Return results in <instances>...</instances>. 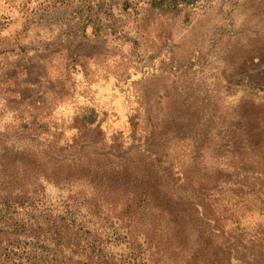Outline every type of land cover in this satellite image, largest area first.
Segmentation results:
<instances>
[{"label":"rangeland","instance_id":"obj_1","mask_svg":"<svg viewBox=\"0 0 264 264\" xmlns=\"http://www.w3.org/2000/svg\"><path fill=\"white\" fill-rule=\"evenodd\" d=\"M175 2L0 0V264H264V0Z\"/></svg>","mask_w":264,"mask_h":264},{"label":"trees","instance_id":"obj_2","mask_svg":"<svg viewBox=\"0 0 264 264\" xmlns=\"http://www.w3.org/2000/svg\"><path fill=\"white\" fill-rule=\"evenodd\" d=\"M176 0H172V3L174 4H178L179 2H175ZM181 4H185V5H190L192 3L195 2H199L201 0H181ZM175 7V6H174ZM257 114H253L251 113V115H249L250 117H254L253 121L254 124L252 126H250V128H245L242 132H240L239 135H248L250 133L251 134H256L258 136L261 137V142L260 145H262L263 142V137H264V117H261L259 111H253ZM248 116V117H249ZM93 122V121H91ZM94 123V122H93ZM90 125V126H89ZM88 126H86V130H89L93 132L92 128V124L90 123ZM78 133L80 134V130H78ZM104 156L106 157H113V154H108L105 153ZM112 165V164H111ZM121 167H118V165H112L110 168H101V171H97L95 173L96 175H101L102 177H105V180L112 178L113 176L118 174V169H123L126 166L129 165H124L120 164ZM129 168H131V166H129ZM44 176L43 179H46V174L45 172H41ZM38 176L41 175L39 173V171H37ZM55 175V174H54ZM72 175H68V176H64L63 178H61V176H56L57 179H60V181H63L64 178L69 179ZM104 180V181H105ZM114 178H112V180H107L105 183L110 184L111 181H113ZM69 181V180H68ZM124 186V185H123ZM160 192H157L154 190V192H150L149 189H146V187H143L140 185V183H137L135 185L134 188H130V190L128 192H125V196L126 199L128 200V211L130 209H134V210H139L142 209L143 212H149L152 216H158L161 215L163 218L168 217L169 220L172 219V221H176L177 219L182 218L184 215H186V210L183 204H177V200H175L174 196H172L170 194V192H168L166 190V192H164V190L159 189ZM156 195V197H155ZM188 205H192V204H188ZM187 205V206H188ZM188 210V209H187ZM164 212V214H163ZM191 216L189 218H196L197 221H195L194 223L198 224L200 227H203L201 224V220L198 218V214H197V208H192V210H189ZM145 214V213H144ZM178 216L180 218H178ZM174 225V224H173ZM176 225V224H175ZM172 226V225H171ZM179 227V226H178ZM180 230L182 229L181 227H179ZM171 232H174L175 229H169ZM207 233V229L206 231H204V233ZM215 231H211L210 232V236L215 237L214 235ZM209 233V231H208ZM228 239H226V241L224 243L221 244H216L214 246V248L212 250H208L206 252H208V256L206 258V253L204 252L208 247L209 244L206 242L205 237L200 238L199 240V249L203 250V252H201V256L202 258L205 260L204 262L208 261V264H224V262L226 261V263L231 264L233 262H236L238 260L237 256L235 255L232 259H229L230 257V250H231V245L228 244ZM234 251H236V248L234 249ZM228 257V259H227ZM206 258V259H205Z\"/></svg>","mask_w":264,"mask_h":264}]
</instances>
